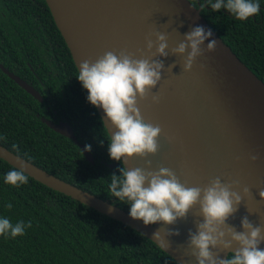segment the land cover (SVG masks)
<instances>
[{
	"label": "trees",
	"instance_id": "trees-1",
	"mask_svg": "<svg viewBox=\"0 0 264 264\" xmlns=\"http://www.w3.org/2000/svg\"><path fill=\"white\" fill-rule=\"evenodd\" d=\"M231 51L264 83V0L258 14L236 20L208 0H188ZM215 0H212L214 3ZM203 6V7H202ZM0 64L33 86L40 103L0 70V145L47 173L129 213L111 196V175L120 162L108 155L110 137L87 93L44 0H0ZM66 122L93 156L41 122ZM13 145L17 147L14 148ZM108 164H115L110 168ZM13 167L0 159V217L29 222L25 234L0 236V264H177L135 230L28 177L5 184ZM12 207L8 208L7 205Z\"/></svg>",
	"mask_w": 264,
	"mask_h": 264
},
{
	"label": "water",
	"instance_id": "water-1",
	"mask_svg": "<svg viewBox=\"0 0 264 264\" xmlns=\"http://www.w3.org/2000/svg\"><path fill=\"white\" fill-rule=\"evenodd\" d=\"M44 1L77 71L83 60L94 62L106 51L118 53L126 50L136 59L153 56L155 46L151 52L145 51L146 38L155 42L153 33L165 34L171 50L194 27L212 31L209 39L216 40L215 50L210 53L204 51L209 42L205 41L201 49L203 55L186 73L182 71L183 57L171 54L163 58L153 56V59H161L164 65L161 81L149 97L140 102L156 110L163 109L173 124V130L161 132L159 151L154 156L145 160L132 158L123 166L128 170L143 168L150 160V170L169 168L181 183L188 186L204 187L216 177H220L223 183L238 180L239 187L234 190L248 187L249 195L244 197L238 211L227 223L242 231L241 219L247 216L254 226L264 228V202L259 196V192L264 190V83L210 28L200 14V6L195 7L188 0ZM173 64L175 67L170 70L169 65ZM0 70L36 101L43 102L33 86L1 64ZM151 95L160 96L158 104L151 102ZM96 110L104 127H108L106 122L104 124L102 110ZM40 120L52 131L70 139L84 158L93 163L92 155L78 143L66 122ZM105 129L107 133L109 130L110 137L112 129ZM251 155H257L258 159L252 162ZM0 159L17 169V161H24L25 172L34 181L135 230L177 264H196L186 245L189 231H196L194 220L200 219L193 215L196 208L188 213L186 220H178L175 225L163 229L179 232V235L167 238L170 247L164 250L152 240L153 233L162 226L160 223L145 227L141 221L132 220L124 210L47 173L2 145ZM108 166L112 168L114 165ZM259 248L264 249V242ZM231 251L220 252L219 258H227Z\"/></svg>",
	"mask_w": 264,
	"mask_h": 264
},
{
	"label": "clouds",
	"instance_id": "clouds-1",
	"mask_svg": "<svg viewBox=\"0 0 264 264\" xmlns=\"http://www.w3.org/2000/svg\"><path fill=\"white\" fill-rule=\"evenodd\" d=\"M208 4L213 12L223 8L239 21L255 16L260 10L257 0H215L214 3L208 0ZM152 35L155 42L146 38L145 51L151 52L155 46V57L163 58L169 54L183 57L182 71L185 73L203 55L201 49L205 41L209 42L204 51L210 53L216 47V40L209 39L212 31H205L201 26L192 28L171 50L165 34L157 32ZM153 56L136 59L126 50L118 53L106 51L94 62L86 59L79 65L76 80L87 93V103L102 110L104 124L107 122L108 126L105 128L112 129L107 149L109 159L121 163L119 176L113 174L110 177L108 189L111 196L129 206L128 215L132 220L141 221L145 227L157 223L162 225L153 233L152 240L164 250L170 247L167 238L177 236L179 232L163 229L170 228L178 220H186L188 213L196 208L193 215L200 219L194 220L196 231L190 230L186 241L196 264H264V249L259 248L264 242V228L254 226L247 216L241 219L242 231L227 223L238 211L244 197L249 195L248 187L234 190L239 187L238 180L223 183L220 177H216L204 187L188 186L181 183L169 168L150 170V160L143 168L128 170L123 166L129 159L145 160L159 151L158 139L162 129L146 122L138 107V101L148 98L161 81L164 65L161 59H153ZM173 67L175 64L169 65L170 70ZM159 101V95H151L153 104ZM168 140L171 142L172 138ZM84 150L90 151L91 146L86 145ZM257 159V155L250 156L252 162ZM17 162L19 169L13 168L4 177L5 184L13 187L28 183L25 162ZM259 196L264 202V190L259 192ZM28 227H31L30 222L27 225L23 221L13 224L9 218L0 217V236L5 238L22 236ZM229 250L232 251L227 258H219L220 252Z\"/></svg>",
	"mask_w": 264,
	"mask_h": 264
},
{
	"label": "bare ground",
	"instance_id": "bare-ground-1",
	"mask_svg": "<svg viewBox=\"0 0 264 264\" xmlns=\"http://www.w3.org/2000/svg\"><path fill=\"white\" fill-rule=\"evenodd\" d=\"M138 107L140 109L142 118L148 123L159 125L162 129L161 132L170 133L173 130V124L165 116L163 109L156 110L154 107L145 105L140 101H138ZM102 116L104 119L103 112Z\"/></svg>",
	"mask_w": 264,
	"mask_h": 264
},
{
	"label": "flooded vegetation",
	"instance_id": "flooded-vegetation-1",
	"mask_svg": "<svg viewBox=\"0 0 264 264\" xmlns=\"http://www.w3.org/2000/svg\"><path fill=\"white\" fill-rule=\"evenodd\" d=\"M33 88H34V87H33ZM34 89H35V88H34ZM35 90H36V89H35ZM36 91H37V90H36ZM99 117H100V116H99ZM100 119H101V118H100ZM69 126H70V125H69ZM71 129H72V128H71ZM78 143H79V142H78ZM79 144H80V143H79ZM80 151H81V150H80ZM92 157H93V156H92ZM108 165H109V164H108ZM111 165H114V166H115V164H111ZM114 166H113V167H114ZM113 167H112V168H113Z\"/></svg>",
	"mask_w": 264,
	"mask_h": 264
}]
</instances>
